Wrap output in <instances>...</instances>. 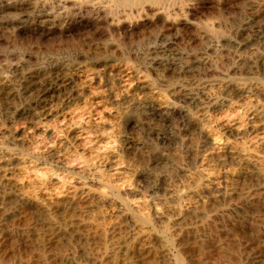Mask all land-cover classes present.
Segmentation results:
<instances>
[{
    "label": "rangeland",
    "instance_id": "1",
    "mask_svg": "<svg viewBox=\"0 0 264 264\" xmlns=\"http://www.w3.org/2000/svg\"><path fill=\"white\" fill-rule=\"evenodd\" d=\"M0 264H264V0H0Z\"/></svg>",
    "mask_w": 264,
    "mask_h": 264
}]
</instances>
